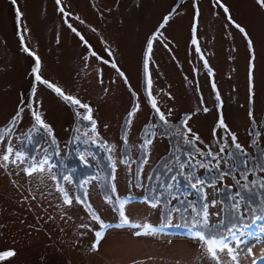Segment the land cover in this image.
I'll return each mask as SVG.
<instances>
[{
    "label": "rangeland",
    "instance_id": "obj_1",
    "mask_svg": "<svg viewBox=\"0 0 264 264\" xmlns=\"http://www.w3.org/2000/svg\"><path fill=\"white\" fill-rule=\"evenodd\" d=\"M262 155L258 0H0V264H218L200 233L228 237L219 264H264ZM183 184L200 204L168 211Z\"/></svg>",
    "mask_w": 264,
    "mask_h": 264
},
{
    "label": "snow or ice",
    "instance_id": "obj_2",
    "mask_svg": "<svg viewBox=\"0 0 264 264\" xmlns=\"http://www.w3.org/2000/svg\"><path fill=\"white\" fill-rule=\"evenodd\" d=\"M12 3L13 5H15L17 3V0H12ZM57 3H59V0H57ZM258 3L264 7V0H258ZM61 11H63V9H61ZM225 11H227V9L225 8ZM16 12H17V15L20 16L21 13H20V9L17 8L16 9ZM237 28H240V25H236ZM240 31L243 32L244 29L240 28ZM21 39H23V36H21ZM148 48H149V51L151 50V43H149L148 45ZM25 51H28L27 48L24 49ZM113 67H115V65H113ZM35 72H38L39 71V60L37 58V65H36V68L34 69ZM36 79L37 80H40L41 77L39 75L36 76ZM44 83H47V81H44ZM50 87H52V85H49ZM56 92H58L60 95L64 96L63 92L59 89V88H56L55 89ZM64 98L68 101H71L72 103L74 104H77L79 105L80 104V101L71 97V96H64ZM81 107H84V108H87L88 106L87 105H81ZM153 107H155V102L153 101ZM157 111H159V109H157ZM88 112L90 113L91 112V109H88ZM33 115L35 116V120L37 121L38 124L44 126V127H47V125H44V122L42 121L41 117L39 114L33 112ZM86 119L88 120H91V115L89 114L87 117H85ZM160 119L161 120H164L165 117L164 115L161 113L160 114ZM94 124L95 122L93 121V128H94ZM220 125L221 126H224L223 124V120L221 119L220 120ZM49 132L51 131V129L49 128L48 129ZM237 148H239V145H237ZM8 152L9 153H12L13 152V149L12 148H9L8 149ZM18 156L22 155V153L20 152H17L16 153ZM9 159V155H4L3 156V160L4 161H8ZM48 163V160L45 158L39 162H36L33 164L32 168L30 171H28V174L29 175H32L34 174L35 172H43L45 169H44V165H46ZM67 179V177H66ZM65 203L67 204H71L72 203V200L71 199H66L65 200ZM121 208H123V204H121ZM236 208L238 209L239 208V205H236ZM122 219H121V224L120 225H117V227H120V226H123V225H128L129 224V220L128 218L124 215L123 211H121L120 213ZM95 219L99 220V217H95ZM132 227H139V225H131ZM109 227H112L111 225H108V224H104V223H101V228L102 229H107ZM144 227L146 228H149V231H152V229L145 225ZM232 234V237L233 239H236L235 237V233H231ZM136 235H140L139 232L136 233ZM103 237V232H97L96 233V238H97V242H99V240ZM198 238L203 240L208 248V251L209 253L211 254V256L217 260L218 264H219V256H218V253L219 252H224L227 250V252L231 253L233 252L234 250L229 246V244L227 243V239L228 237L227 236H223V235H220V236H212V235H208L206 233H200L198 234ZM240 241L237 239V243H239ZM16 255L15 251L14 250H7V251H4V252H0V261H3V260H7L11 257H14ZM233 260L236 259L235 256L232 257Z\"/></svg>",
    "mask_w": 264,
    "mask_h": 264
},
{
    "label": "trees",
    "instance_id": "obj_3",
    "mask_svg": "<svg viewBox=\"0 0 264 264\" xmlns=\"http://www.w3.org/2000/svg\"><path fill=\"white\" fill-rule=\"evenodd\" d=\"M30 146H31V148H28V149L32 150L33 147H32V145H30ZM237 153L239 154V156L241 158H247L249 156V155L245 154L242 150L240 152H237ZM262 157H264V156L262 155ZM244 164H249L251 166V169L250 170L243 169V172H245L244 173L245 175H243L244 176V180H245V182H247V185L245 187V189H246L245 192L251 194L250 199H251L252 204H255V203L261 204L262 202H264V196L262 195V194H264V174H261L260 173V176H259L258 172L259 171L264 172V159L263 160L260 159L258 161V164L257 165H255L254 162L244 163ZM259 165H261V166H259ZM248 176H251L252 177V180L248 179ZM198 181H200V177H197V176H192L190 178V180H189V182H192V183H196ZM236 183H237V185H239V183L237 181H236ZM165 185L166 186L169 185V181L168 180L164 184V186ZM242 187H243V185H242ZM242 187H238V188H235V189L238 192L240 189L242 190ZM181 189H186V190L189 191V193H186V194H184V193H178V194H176L175 196H177L179 198H177L174 203H172V202L169 203V207L167 208L168 211L174 212L175 210H178L176 208V206L179 205V204H186V205H193V204L194 205H198V204H200V199L197 200L196 193L193 192V190H191V189H187V185L183 184V186L180 189L175 190V191L178 192ZM235 189L232 188V190L230 189L228 191L229 192L232 191V193H235ZM186 190H184L183 192H185ZM239 193H240V191H239ZM147 195H150L151 196L152 194L149 192ZM165 196H167V195H165ZM190 196L192 198H190ZM241 199L243 200V202H245V199H243V198H241ZM142 200L143 201H146V200L147 201H151V202H153L155 204L158 201V200L157 201H152V199L151 198H148V197L142 198ZM235 200H238V199L235 198ZM230 202L233 203L232 200H230ZM255 211L259 215H261V213H262L261 211H257V210H255ZM254 223H256V221H253V224ZM226 229L227 228H225L224 230H226ZM207 230L210 231L209 229H207Z\"/></svg>",
    "mask_w": 264,
    "mask_h": 264
},
{
    "label": "flooded vegetation",
    "instance_id": "obj_4",
    "mask_svg": "<svg viewBox=\"0 0 264 264\" xmlns=\"http://www.w3.org/2000/svg\"><path fill=\"white\" fill-rule=\"evenodd\" d=\"M183 1H185V0H183ZM176 6H178V4L175 5V6L172 8V10H175ZM100 49H101V51H105V50H104L103 48H101V47H100ZM92 52H93V50H92Z\"/></svg>",
    "mask_w": 264,
    "mask_h": 264
},
{
    "label": "bare ground",
    "instance_id": "obj_5",
    "mask_svg": "<svg viewBox=\"0 0 264 264\" xmlns=\"http://www.w3.org/2000/svg\"><path fill=\"white\" fill-rule=\"evenodd\" d=\"M140 200H142V199H140ZM143 201V200H142ZM112 227H113V225H111ZM125 226V225H124ZM122 227V226H121ZM109 228H111V227H109Z\"/></svg>",
    "mask_w": 264,
    "mask_h": 264
}]
</instances>
